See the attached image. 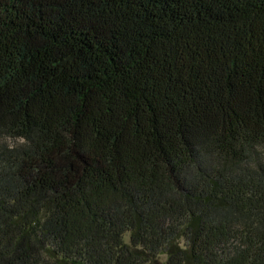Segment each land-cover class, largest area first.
I'll return each mask as SVG.
<instances>
[{
  "label": "trees",
  "instance_id": "1",
  "mask_svg": "<svg viewBox=\"0 0 264 264\" xmlns=\"http://www.w3.org/2000/svg\"><path fill=\"white\" fill-rule=\"evenodd\" d=\"M0 264H264V0H0Z\"/></svg>",
  "mask_w": 264,
  "mask_h": 264
},
{
  "label": "rangeland",
  "instance_id": "2",
  "mask_svg": "<svg viewBox=\"0 0 264 264\" xmlns=\"http://www.w3.org/2000/svg\"><path fill=\"white\" fill-rule=\"evenodd\" d=\"M127 240H128V237H127ZM160 260H161V261H165L166 258H165V257H161Z\"/></svg>",
  "mask_w": 264,
  "mask_h": 264
}]
</instances>
